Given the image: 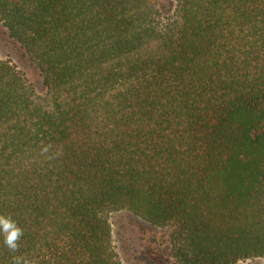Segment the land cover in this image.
I'll list each match as a JSON object with an SVG mask.
<instances>
[{"label": "trees", "instance_id": "trees-1", "mask_svg": "<svg viewBox=\"0 0 264 264\" xmlns=\"http://www.w3.org/2000/svg\"><path fill=\"white\" fill-rule=\"evenodd\" d=\"M0 0V264H122L110 217L181 264L264 260V0ZM39 84V86H38Z\"/></svg>", "mask_w": 264, "mask_h": 264}, {"label": "rangeland", "instance_id": "rangeland-1", "mask_svg": "<svg viewBox=\"0 0 264 264\" xmlns=\"http://www.w3.org/2000/svg\"><path fill=\"white\" fill-rule=\"evenodd\" d=\"M156 1L158 8L164 13L172 8L169 0ZM0 59L10 61L31 82L37 83L39 80L37 72L30 66L22 51L7 39L1 26ZM110 221L113 244L122 264H181L173 258L168 248L167 229L151 226L126 212L112 214ZM237 264H264V260H247Z\"/></svg>", "mask_w": 264, "mask_h": 264}, {"label": "clouds", "instance_id": "clouds-1", "mask_svg": "<svg viewBox=\"0 0 264 264\" xmlns=\"http://www.w3.org/2000/svg\"><path fill=\"white\" fill-rule=\"evenodd\" d=\"M0 232L6 234L4 241L6 245L10 249L15 250L16 241L22 235V230L10 218L0 217Z\"/></svg>", "mask_w": 264, "mask_h": 264}]
</instances>
